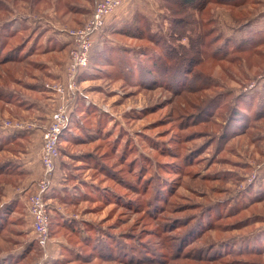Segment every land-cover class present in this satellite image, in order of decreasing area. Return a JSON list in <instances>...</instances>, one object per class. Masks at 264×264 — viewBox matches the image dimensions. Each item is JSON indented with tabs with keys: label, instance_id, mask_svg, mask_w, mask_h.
<instances>
[{
	"label": "rangeland",
	"instance_id": "1",
	"mask_svg": "<svg viewBox=\"0 0 264 264\" xmlns=\"http://www.w3.org/2000/svg\"><path fill=\"white\" fill-rule=\"evenodd\" d=\"M95 2L0 0V124L36 126L0 127V264H264V248L237 251L264 242V174L246 181L264 161V0H123L75 80L45 197L51 234L36 243L26 202L57 107L46 86L68 81L70 32Z\"/></svg>",
	"mask_w": 264,
	"mask_h": 264
},
{
	"label": "built area",
	"instance_id": "2",
	"mask_svg": "<svg viewBox=\"0 0 264 264\" xmlns=\"http://www.w3.org/2000/svg\"><path fill=\"white\" fill-rule=\"evenodd\" d=\"M123 0H96L90 20L77 31H71L75 47L71 52L69 63V77L65 84L47 85L46 88L56 93V109L52 112L49 124L43 133L41 147L42 176L36 184L35 191L27 198L28 213L32 218V232L35 241L41 249H46L49 241L50 215L46 202V194L51 185L55 169V162L59 158V137L68 123L70 106L75 99V80L82 69L89 64V53L92 48V38L101 32L107 18L121 5ZM2 129L9 128L13 131H29L36 128L34 124L14 125L0 124ZM264 174V161L254 167L253 172L247 177L248 184L253 183ZM40 264V263H38Z\"/></svg>",
	"mask_w": 264,
	"mask_h": 264
},
{
	"label": "trees",
	"instance_id": "3",
	"mask_svg": "<svg viewBox=\"0 0 264 264\" xmlns=\"http://www.w3.org/2000/svg\"><path fill=\"white\" fill-rule=\"evenodd\" d=\"M179 2H181V4L182 5H186V7L187 6H189V8H191V9H193V10H197L198 9V7H200L201 5H203V4H205V0H178ZM196 3H198V5L196 6L195 4ZM185 24H186V22H185ZM182 25V29L183 28H186V25ZM184 30V29H183ZM185 30H188V29H185ZM197 35H199V34H197ZM189 36H191V35H189ZM184 37H186V36H184ZM197 36H191L190 38L187 36V38H188V41H189V45L190 46H192L193 47V50H194V53L197 55H199L200 54V46H201V42H199L198 40V38H196ZM200 39H201V37H200ZM249 40V39H248ZM241 42H239V46H237V48H239V47H241V45L240 44H243V45H247L248 47H251V45H252V43H250V44H248V41H245V40H240ZM250 42V41H249ZM196 43H198L197 45H196ZM247 43V44H246ZM17 51V50H16ZM16 51H13V52H16ZM172 52V51H171ZM11 52H9V53H7V54H9L8 56L9 57H14V56H11V54H10ZM169 53V52H168ZM167 53V54H168ZM174 55V54H173ZM7 56V57H8ZM5 59H7V58H5ZM182 63H185V65H186V68H187V70H188V65L189 64H191L192 66H193V63H194V61L191 59V60H186L185 58L183 59L182 58V61H181ZM190 66V65H189ZM155 62H154V65L152 66V68L153 69H155ZM263 85H264V83H263ZM253 95H254V92L253 91H251V92H249V93H247V96H243L242 97V99H241V102H242V104H249L250 102H249V100H250V98L252 99V97H253ZM75 99H76V97H75ZM74 99V100H75ZM256 109H259V107H257ZM260 110H257V114L258 113H260L259 112ZM68 122H69V117H68ZM67 125H68V123H67ZM66 131H67V126H66V128L62 131V133H61V135H60V137H59V142L61 143V142H63V140H65L66 138H67V134H66ZM25 135V134H24ZM24 135H21V136H23L24 137ZM9 136H11L10 137V139H8V140H13V139H17L16 138V136H20V134L18 135L17 133H15V134H11V135H9ZM26 136V135H25ZM20 138V137H19ZM5 171H7V170H5ZM164 194V193H163ZM161 197H162V195H161ZM158 201H160V200H158ZM161 202H165V200H164V198L162 197V200H161ZM158 207V206H157ZM159 208V207H158ZM8 206H3L2 207V210H0V229L3 227V222L6 220V215H7V213H8ZM198 222H199V224H200V226H202L203 225V218L201 217L199 220H198ZM51 223H52V221H51V219H50V226H51ZM179 224H181V223H179V222H176V223H172V227L173 228H176V227H179V226H177V225H179ZM50 226H49V234H51V232H50ZM171 226L169 227V228H171ZM197 226H194L193 227V229H190L191 230V232L188 234V232L186 233V234H184L183 235V237L181 238V240H180V242H181V244L179 245L180 246V248L182 247V244L184 245V242H188V243H191V242H193V241H195L196 240V238L198 237L197 235L199 234V233H201V232H199V233H197V234H195L194 235V233H193V231H194V229L196 228ZM197 229V228H196ZM50 236V235H49ZM264 242H262V241H260L258 244H257V242L253 245V246H251V249H249L248 248V246H246V247H244V249L242 248H240L239 250H237L238 252H244V251H250L249 253H254V252H256L257 250H258V248H264V244H263ZM179 248V249H180ZM234 249V248H233ZM247 249H249V250H247ZM178 250V249H177ZM143 250H136V253H140V252H142ZM191 251H192V253H194V250H193V248L191 249ZM226 248L224 247V251L221 253V251L219 250V249H215V250H213V249H204L203 250V252L201 253L200 252V254H198V257H197V259H200V260H208V261H213V260H216L217 259V257L219 258L220 257V255H222V254H224V253H226ZM228 251H233V250H228ZM221 253V254H220ZM111 254L112 253H110V252H106L105 254H103L104 256H111ZM113 255V254H112ZM170 256V255H169ZM195 256V255H194ZM135 257V258H134ZM196 257V256H195ZM202 257L203 258H205V259H202ZM134 258V259H133ZM125 260V259H124ZM146 260H150V259H147V258H143V257H138V255H133V256H131V257H128V260H127V262H129V263H141V262H144V261H146Z\"/></svg>",
	"mask_w": 264,
	"mask_h": 264
}]
</instances>
